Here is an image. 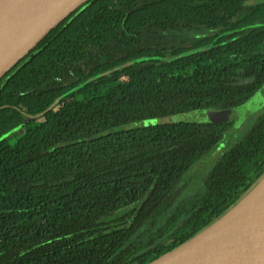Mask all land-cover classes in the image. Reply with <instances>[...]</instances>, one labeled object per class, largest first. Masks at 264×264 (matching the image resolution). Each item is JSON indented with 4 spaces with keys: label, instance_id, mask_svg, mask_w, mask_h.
<instances>
[{
    "label": "trees",
    "instance_id": "16d2710c",
    "mask_svg": "<svg viewBox=\"0 0 264 264\" xmlns=\"http://www.w3.org/2000/svg\"><path fill=\"white\" fill-rule=\"evenodd\" d=\"M263 88L264 0H89L0 81V264H152L192 240L264 178V113L188 203L235 124L165 120Z\"/></svg>",
    "mask_w": 264,
    "mask_h": 264
},
{
    "label": "water",
    "instance_id": "95a60500",
    "mask_svg": "<svg viewBox=\"0 0 264 264\" xmlns=\"http://www.w3.org/2000/svg\"><path fill=\"white\" fill-rule=\"evenodd\" d=\"M89 0H0V81ZM152 264H264V178L214 224Z\"/></svg>",
    "mask_w": 264,
    "mask_h": 264
},
{
    "label": "rangeland",
    "instance_id": "374dc122",
    "mask_svg": "<svg viewBox=\"0 0 264 264\" xmlns=\"http://www.w3.org/2000/svg\"><path fill=\"white\" fill-rule=\"evenodd\" d=\"M203 32V31H202ZM199 32L198 35H200ZM183 34V38H187ZM12 89V86H8ZM264 113V88L251 99L245 100L239 106L226 110H204L191 113L179 114L168 118L165 122H208L223 123L234 122V127L225 139L218 145L217 149L210 153L202 162L195 167L181 182L179 189L181 197L185 202H191L201 194L204 189L205 175L219 160L223 154L229 151L237 141L241 140L254 126L257 119ZM154 124L153 122L150 123ZM183 201L180 200L179 204Z\"/></svg>",
    "mask_w": 264,
    "mask_h": 264
}]
</instances>
